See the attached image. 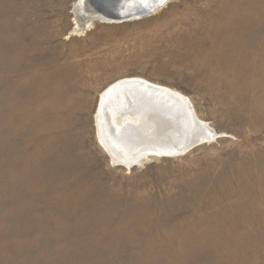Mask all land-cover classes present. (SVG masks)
<instances>
[{
    "label": "rangeland",
    "instance_id": "374dc122",
    "mask_svg": "<svg viewBox=\"0 0 264 264\" xmlns=\"http://www.w3.org/2000/svg\"><path fill=\"white\" fill-rule=\"evenodd\" d=\"M76 1L0 0V264H264V0L82 12L81 35ZM133 77L187 96L218 136L113 161L96 111Z\"/></svg>",
    "mask_w": 264,
    "mask_h": 264
},
{
    "label": "bare ground",
    "instance_id": "6f19581e",
    "mask_svg": "<svg viewBox=\"0 0 264 264\" xmlns=\"http://www.w3.org/2000/svg\"><path fill=\"white\" fill-rule=\"evenodd\" d=\"M79 1L80 0L76 1V4H74L75 6H73L74 9L72 10L76 19V26L72 31V34L75 35H81L84 30H88L92 27L91 23L87 22V18L84 19L81 15L82 12H85L90 19H94L93 17L97 16L95 12L90 13L87 11L83 4H79ZM164 1L166 0H161V4ZM127 2L139 5L142 3V0H127ZM157 6L159 5L157 4L152 7V11L158 8ZM98 20L101 22H111L103 19ZM140 80L143 79L140 77L120 79L108 87L115 83L122 82L124 84L119 86L121 90L114 92L111 90L112 87L105 92L107 87L100 95V100L103 99L104 92L106 95V93L110 91L108 97L111 96L109 99L104 97L107 112H101V109L97 112V114H100L96 115L97 137L113 161L123 163L130 168L132 164L141 165L143 162L150 160L152 156L140 154V152L146 148L145 145L141 143V140L142 135H148L153 125L155 130H159L160 132L158 133L165 137L166 143H164V146L169 147L177 146L180 143L182 144L183 140H193L197 136L204 135V133L209 134L211 137L214 135V131L208 126V123L201 122L196 118L195 111L193 110L194 108L187 96L181 94L179 91L170 90L167 87ZM141 83L142 85L146 83L151 86L145 87L142 86ZM150 87L156 89L164 88L167 92L163 94ZM141 96L148 97L152 100L151 107L141 99ZM100 100L98 105H100ZM143 105L152 109V119H145L143 117L144 115L141 111ZM164 112L170 113L169 117ZM112 114L114 115L112 116ZM172 117L175 118V121H173ZM134 120H137V127H130L131 123L128 122ZM118 127L119 130L122 129L121 132L124 137H137L139 141L136 140V143H130V147L127 146V143L116 140L113 131H117ZM131 141L132 140L129 142Z\"/></svg>",
    "mask_w": 264,
    "mask_h": 264
},
{
    "label": "water",
    "instance_id": "95a60500",
    "mask_svg": "<svg viewBox=\"0 0 264 264\" xmlns=\"http://www.w3.org/2000/svg\"><path fill=\"white\" fill-rule=\"evenodd\" d=\"M79 4L84 6V8L86 7L87 11L91 12H95L97 14V16L93 17L94 19H103L105 21H111V22H122V21H127V20H132L135 19L136 17H144L149 15L152 12V7H154L155 5H160L161 4V0H148L147 3H141V4H133L130 2H127V0H80ZM158 7V6H157ZM100 17V18H99ZM124 83H115L114 85L108 87L105 92L112 88L111 90H113L114 92H116L117 90H121L119 86H121ZM145 85H141L142 86H151L149 84L144 83ZM152 89L158 90L160 92H162L163 94H166V90L164 88L162 89H156L154 87H150ZM104 92V97L106 98H110V96L108 97V94L110 91H108V93H106L105 95ZM172 94V93H171ZM101 99L100 100V105L98 110L96 111V115H100L99 113L97 114V112L101 109V112H107L106 110V101L105 99ZM141 99L148 105L151 107L152 104V100L148 97L145 96H141ZM188 102V101H187ZM148 106L143 105V108H141V111L143 112V117L145 119H152V109H150ZM166 115L169 114L168 112H164ZM147 115V116H146ZM173 121H175V118L172 117ZM128 123H131L130 127H137L138 123L137 120L134 121H129ZM152 130L148 133V135H142V140L141 143L143 145H145V150H143L142 152H140V154L144 155L147 154L148 156H155V157H177L180 155H183L185 153H187L189 150H191L192 148L196 147L197 145H200L202 143H206V142H211L213 141L218 135L214 134L212 137L209 136V134L204 133V135H200L197 136L196 138H194L193 140H183L182 144L177 145V146H164V143H166L165 137L160 135L158 132H160L159 130H155L154 125L151 127ZM161 129V127H160ZM122 130V129H121ZM121 130H119V127L117 128V131L114 130L113 133L115 135V139L118 141H123L125 143H127V146H130V143H136L135 141L138 140L139 138L137 137H127L122 134ZM127 138V139H126ZM130 140H132L131 142H129ZM138 145V143H137ZM167 145V144H166ZM131 147V146H130ZM118 150V149H117ZM119 151V150H118ZM133 151V150H131ZM133 165H138V164H132ZM130 166V167H131ZM139 166V165H138Z\"/></svg>",
    "mask_w": 264,
    "mask_h": 264
},
{
    "label": "snow or ice",
    "instance_id": "6c2138e0",
    "mask_svg": "<svg viewBox=\"0 0 264 264\" xmlns=\"http://www.w3.org/2000/svg\"><path fill=\"white\" fill-rule=\"evenodd\" d=\"M142 3H145L146 4L147 3V0H142Z\"/></svg>",
    "mask_w": 264,
    "mask_h": 264
}]
</instances>
